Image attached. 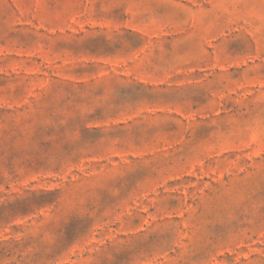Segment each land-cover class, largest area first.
Returning a JSON list of instances; mask_svg holds the SVG:
<instances>
[{"label":"rangeland","instance_id":"1","mask_svg":"<svg viewBox=\"0 0 264 264\" xmlns=\"http://www.w3.org/2000/svg\"><path fill=\"white\" fill-rule=\"evenodd\" d=\"M0 264H264V0H0Z\"/></svg>","mask_w":264,"mask_h":264}]
</instances>
